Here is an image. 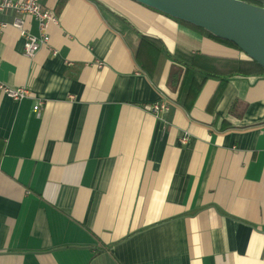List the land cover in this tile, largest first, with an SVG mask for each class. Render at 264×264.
Segmentation results:
<instances>
[{"label": "crops", "instance_id": "0c3cea01", "mask_svg": "<svg viewBox=\"0 0 264 264\" xmlns=\"http://www.w3.org/2000/svg\"><path fill=\"white\" fill-rule=\"evenodd\" d=\"M97 1L44 0L58 22L32 60L0 33V85L31 93L0 89V264H264V74L155 9Z\"/></svg>", "mask_w": 264, "mask_h": 264}, {"label": "water", "instance_id": "95a60500", "mask_svg": "<svg viewBox=\"0 0 264 264\" xmlns=\"http://www.w3.org/2000/svg\"><path fill=\"white\" fill-rule=\"evenodd\" d=\"M232 43L264 68V7L244 0H134Z\"/></svg>", "mask_w": 264, "mask_h": 264}, {"label": "built area", "instance_id": "2783aa9c", "mask_svg": "<svg viewBox=\"0 0 264 264\" xmlns=\"http://www.w3.org/2000/svg\"><path fill=\"white\" fill-rule=\"evenodd\" d=\"M44 0H0V33L7 27H14L19 30L24 39V56L30 60L34 59L39 51L44 47H50V36L48 34L49 25L58 22V17L54 12L43 7ZM11 20H3L2 17H10ZM25 16H30L36 20L39 26V36L32 35L26 29ZM54 54L56 51H52ZM102 68L103 63H98ZM3 93L15 102H20L30 96L27 88L13 89L5 85H0ZM40 106L35 107L38 111ZM148 112L159 116V114L169 111L170 107L166 102L159 104L146 105ZM188 138L183 139L187 141Z\"/></svg>", "mask_w": 264, "mask_h": 264}, {"label": "trees", "instance_id": "16d2710c", "mask_svg": "<svg viewBox=\"0 0 264 264\" xmlns=\"http://www.w3.org/2000/svg\"><path fill=\"white\" fill-rule=\"evenodd\" d=\"M92 1L98 2L97 0H92ZM244 1H246V2H248V3H250V4H252V5H256V6L263 7L262 4H260V3L256 2V1H251V0H244ZM165 16H167V15H165ZM167 17H169V18H171V19H174V18H172V17H170V16H167ZM174 20H176L177 22L184 23V22L179 21V20H177V19H174ZM186 24H188V23H186ZM189 25H190V24H189ZM191 26H192V25H191ZM193 27H194V26H193ZM195 28H197V27H195ZM197 29H199V28H197ZM200 30H201V31H204V30H202V29H200ZM204 32H206V31H204ZM206 33H207V32H206ZM208 34H209V33H208ZM209 35H210V34H209ZM210 36H211L212 38H214V39H216V40L222 42V43H225V44H227V45H229V46H231V47L237 48V46L234 45V44H232V43L224 42V41H222V40H220V39L214 37L213 35H210ZM144 38H145V37H144ZM237 49H238V48H237ZM250 65L253 66L254 71L249 72V74H260V75L264 74V68L261 67V66H260L259 64H257L256 62L251 61V62H250ZM65 74H66V75H69L68 72H65Z\"/></svg>", "mask_w": 264, "mask_h": 264}, {"label": "bare ground", "instance_id": "6f19581e", "mask_svg": "<svg viewBox=\"0 0 264 264\" xmlns=\"http://www.w3.org/2000/svg\"><path fill=\"white\" fill-rule=\"evenodd\" d=\"M185 138H187V136H185L183 139H185ZM183 139H182V141H181V142H183V143H187V141L185 142V141H183Z\"/></svg>", "mask_w": 264, "mask_h": 264}]
</instances>
